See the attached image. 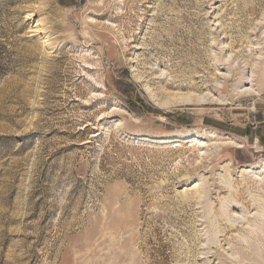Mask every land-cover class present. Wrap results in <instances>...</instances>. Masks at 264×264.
Here are the masks:
<instances>
[{"label": "rangeland", "instance_id": "374dc122", "mask_svg": "<svg viewBox=\"0 0 264 264\" xmlns=\"http://www.w3.org/2000/svg\"><path fill=\"white\" fill-rule=\"evenodd\" d=\"M260 23L264 0H0V264L264 245ZM189 79L230 101L156 106Z\"/></svg>", "mask_w": 264, "mask_h": 264}, {"label": "bare ground", "instance_id": "6f19581e", "mask_svg": "<svg viewBox=\"0 0 264 264\" xmlns=\"http://www.w3.org/2000/svg\"><path fill=\"white\" fill-rule=\"evenodd\" d=\"M260 25H261V28H264V24L260 23ZM232 72H233L232 77H234V76H236V74H238V69H235ZM258 73L259 72H257V74ZM263 73H264V71H263ZM245 80H248V79H246L245 77H243L241 75V78H239V84L246 83ZM215 83H217V81ZM184 87L186 90H188V92L186 94L174 95L173 99L170 100L169 103L165 102L162 104H158L156 106L159 108H162V109H166V108H170V107L175 106V105L204 106V105H214L213 103H218V101H230V99L220 100V99L215 98L212 94L213 90L216 92H225L226 88L219 87L218 85H216L215 87L214 86L211 87V86H209L208 81H205L204 84L201 85L200 83L199 84L195 83L193 80L189 79V80H187L186 85ZM203 90H206V91L208 90L207 91L208 93H203L202 92ZM262 91H263V85H261V83H260V85H258L255 82V80L253 79L251 81V88H249V89L246 88L243 91L238 92V94H243L245 96H253V97L256 96L257 97V96H261ZM219 94H222V93H219ZM214 101H217V102H214ZM215 105H217V104H215ZM232 144H235V143H232ZM224 146H226V145H224ZM257 239H259L258 236H257ZM244 245H246V244H244ZM263 262H264V245L263 244H259V245L256 244L255 245L253 243L252 244L250 243L248 246H246L245 250H242L240 258L236 262V264H264Z\"/></svg>", "mask_w": 264, "mask_h": 264}]
</instances>
